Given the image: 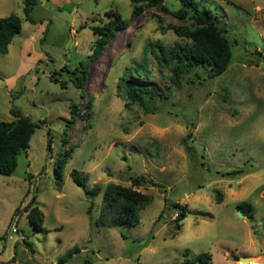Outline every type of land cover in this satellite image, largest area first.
Instances as JSON below:
<instances>
[{
	"label": "rangeland",
	"instance_id": "rangeland-1",
	"mask_svg": "<svg viewBox=\"0 0 264 264\" xmlns=\"http://www.w3.org/2000/svg\"><path fill=\"white\" fill-rule=\"evenodd\" d=\"M246 1L250 12L229 1L194 0L233 44L221 76L200 67L175 83L155 53L143 61L151 44L186 42L170 28L183 22L151 7L117 31L81 90L78 77L95 54L92 27L117 15L128 20L133 3L33 0L31 22L25 0H0V20L15 13L22 21L9 52L0 53V120H14L16 107L39 125L16 170L0 173V264H180L202 254L212 256L211 264H264V23L253 16L264 0ZM164 3L171 11L182 6ZM139 64L149 75H126ZM123 77L153 91L145 98L153 112L126 107ZM73 104L77 119L68 128ZM67 150L59 178L57 162ZM74 169L86 187L73 180ZM137 177L146 179L138 189L153 196L141 224L110 226L103 214L107 185L130 187ZM93 187L101 189L94 199L86 192ZM34 196L45 215L41 231L27 217ZM243 201L255 206L252 217L239 214ZM176 203L188 211L179 231Z\"/></svg>",
	"mask_w": 264,
	"mask_h": 264
},
{
	"label": "trees",
	"instance_id": "trees-1",
	"mask_svg": "<svg viewBox=\"0 0 264 264\" xmlns=\"http://www.w3.org/2000/svg\"><path fill=\"white\" fill-rule=\"evenodd\" d=\"M32 1L25 0L24 12L27 18L31 22H34L30 17V12L32 11L30 5ZM180 1L182 6L176 11H171L167 8L164 0H149L139 5L133 4V10L128 20H123L120 15H117L115 16V20L103 26L92 27L94 34L97 36L95 54L89 56L88 65H83V76L78 77L79 89H84L91 64L105 51L117 31L128 29L134 20L151 7H161L163 11L181 20L183 25L171 26L170 28L182 40H186V42L184 44L178 42L170 48L151 44L144 51L143 61L146 62L148 60L149 51L155 53L159 65L171 70L172 79L175 80V83H177L182 74L191 72L195 68L209 67L212 71V78L219 77L225 73L233 59V44L230 42L227 32L226 34L224 33V28L221 26L220 21L213 14L209 11L201 10L195 5L194 0ZM221 1L245 5L247 11H252L251 1H246L248 3H243L241 2L242 0ZM253 16L264 23V8L253 12ZM21 31L22 21L17 14L11 13L0 20V53L7 54L9 52L13 39ZM155 47L159 48L158 53L155 52ZM147 70V67L139 64L133 69L129 68L126 75L134 76L136 73L149 75ZM197 76H199V73H197ZM62 86L65 88V85ZM119 88L121 89L120 96L127 102V108L138 104L147 113L153 112L154 109L145 99L146 96L154 94L152 90L139 86L135 81L126 77L121 79ZM78 108L79 105L73 104L71 109V125H68V128L76 122ZM88 108H91L90 103H88ZM11 113L15 117L14 120H0V173L4 175H11L16 170L21 152L27 151L30 147L31 138L39 127L38 123L33 122L30 117L23 115L20 109L12 107ZM87 118H90V113H87ZM48 146H51V141H49ZM71 152L72 150H67L64 153V158L57 162L56 174L59 178H62L64 165L68 162ZM237 172L236 169L231 173ZM72 178L78 185L86 187V177L78 170L74 169L72 171ZM145 182L146 179L144 177H137L132 179V186L130 187L116 183L107 185L103 194V214L107 217L110 226L133 227L141 224L142 211L153 202L152 195L138 189L144 186ZM86 192L94 199L101 194V189L93 187L87 189ZM36 199V196L32 198L26 211L30 224L36 231H41L44 229L45 215ZM92 208L91 206L88 210L89 214L92 213ZM173 208L177 210L175 222L176 229L179 231L181 222L186 218L188 211L186 207L178 203L174 204ZM238 209L251 217L255 212V206L247 201L241 202ZM161 218L162 215L159 216V220ZM75 251L76 249H73L71 252ZM211 260L212 256L210 254H202L193 260L185 259L180 264H211ZM86 264L90 263L86 261Z\"/></svg>",
	"mask_w": 264,
	"mask_h": 264
},
{
	"label": "water",
	"instance_id": "water-1",
	"mask_svg": "<svg viewBox=\"0 0 264 264\" xmlns=\"http://www.w3.org/2000/svg\"><path fill=\"white\" fill-rule=\"evenodd\" d=\"M133 4H139V3H143V2H148L149 0H130ZM224 33L226 34V31H224ZM239 214L241 216H244V212L242 210H239ZM250 258H243L241 259V261H249Z\"/></svg>",
	"mask_w": 264,
	"mask_h": 264
},
{
	"label": "crops",
	"instance_id": "crops-1",
	"mask_svg": "<svg viewBox=\"0 0 264 264\" xmlns=\"http://www.w3.org/2000/svg\"><path fill=\"white\" fill-rule=\"evenodd\" d=\"M261 263V262H260Z\"/></svg>",
	"mask_w": 264,
	"mask_h": 264
}]
</instances>
